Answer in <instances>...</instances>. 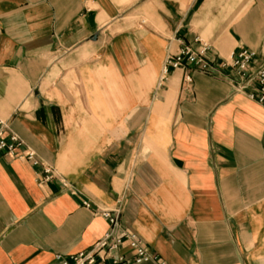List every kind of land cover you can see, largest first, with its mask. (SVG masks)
Returning <instances> with one entry per match:
<instances>
[{
  "label": "crops",
  "instance_id": "0c3cea01",
  "mask_svg": "<svg viewBox=\"0 0 264 264\" xmlns=\"http://www.w3.org/2000/svg\"><path fill=\"white\" fill-rule=\"evenodd\" d=\"M244 49L264 0H0V121L40 162L0 155V264L85 251L115 208L142 264H264V108L220 69Z\"/></svg>",
  "mask_w": 264,
  "mask_h": 264
},
{
  "label": "built area",
  "instance_id": "2783aa9c",
  "mask_svg": "<svg viewBox=\"0 0 264 264\" xmlns=\"http://www.w3.org/2000/svg\"><path fill=\"white\" fill-rule=\"evenodd\" d=\"M206 51L205 45L198 49L185 46L177 54L168 56L165 59L159 86H162L166 76L173 70L191 69L201 73L210 72ZM220 69L232 73L237 80L232 86L234 93H245L249 100L264 108V63L256 62L254 52L241 50L229 63L221 64ZM187 71L183 77L185 84L191 82V75ZM262 139L264 142V132ZM22 149L23 143L17 136L9 133L6 125L0 121V155L23 159L33 167H38L40 162L35 154L29 150L19 154ZM41 170L42 182H47L51 170L44 166H41ZM84 206L88 207L85 203ZM100 216L108 224L107 232L85 251L70 255L56 254L55 264H142L157 261V257L150 255L147 247L136 234L121 227L119 208L101 211Z\"/></svg>",
  "mask_w": 264,
  "mask_h": 264
}]
</instances>
